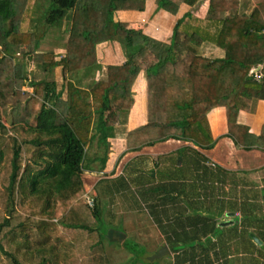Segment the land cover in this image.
Segmentation results:
<instances>
[{"label": "trees", "instance_id": "1", "mask_svg": "<svg viewBox=\"0 0 264 264\" xmlns=\"http://www.w3.org/2000/svg\"><path fill=\"white\" fill-rule=\"evenodd\" d=\"M197 1L180 0L179 6L155 1V15L159 11L177 15L167 42L161 43L149 32L150 23L140 31L121 26V14L143 13L145 0H0V263L111 264L104 249L106 235L80 219L75 203L81 200L89 209L81 199L85 147L96 144L102 149L101 171L108 141L134 103L132 86L140 72L146 85V124L127 134L126 149L171 138L209 150L213 139L207 113L217 107L223 108L228 136L244 143L241 138L247 129L237 124V115L253 100H264V8L248 15L240 6L251 0H209L205 16L198 18L191 12ZM123 20V24L137 22ZM50 27L59 29L60 35L68 33L61 55L37 53ZM103 46L112 48L108 60L100 58ZM213 49L219 56L203 55ZM16 65L24 70L36 66L45 76L31 81L25 73L14 76ZM101 65L103 74L90 80ZM53 71L60 81L48 79ZM257 74L262 75L259 80ZM23 83L29 91L21 90ZM2 110L9 111L14 136L2 138L7 133ZM246 200L202 207L187 199L185 211L198 212L202 207L204 215L167 225L175 229L179 222L191 229L172 241L174 264L212 263L209 248L195 252V242L218 228L210 212L241 214L239 226L233 221L234 238L238 228L255 227L242 221H248L247 213L260 212L252 211L256 206L249 207ZM242 203L245 207L239 206ZM155 207L148 206L150 211ZM156 221L163 229L162 219ZM65 228L79 235L77 243L87 246L82 259L72 257L70 244L61 238ZM124 245L132 257L137 255L136 262L149 264L142 251ZM186 246L190 250L178 249Z\"/></svg>", "mask_w": 264, "mask_h": 264}, {"label": "crops", "instance_id": "2", "mask_svg": "<svg viewBox=\"0 0 264 264\" xmlns=\"http://www.w3.org/2000/svg\"><path fill=\"white\" fill-rule=\"evenodd\" d=\"M155 1L145 0L143 13L130 16L121 14V20L123 23V19L136 20L129 26L139 30L144 29V24L147 27L150 23V27H160L167 31L174 25L177 15L162 11L155 15ZM169 1L180 5V0ZM208 1L198 0L191 12L196 17L203 18L208 9ZM245 9L249 7L246 5ZM161 22L165 23L164 27H161ZM151 31L149 29L150 33ZM168 34L169 32L162 39L167 40ZM41 42L37 53L42 52ZM64 50L65 48L62 53ZM53 53L60 54L58 48ZM99 53L102 60H108L113 55L112 48L106 46L100 47ZM203 55L214 58L219 56V51L213 49ZM104 68L105 65H101L95 71L97 75H102ZM94 79L96 81L97 77ZM132 93L134 103L124 124L116 128L114 138L108 141L109 152L101 171L98 169V161L103 156L102 149L96 144L85 147L87 159L82 171L83 190L84 194L87 193L94 199L93 209L95 208L96 214L92 217V229L100 228L106 234L107 245H115L125 251L124 242L134 245V248L142 247L139 251L143 252L145 259L152 252L157 254L160 250L164 253L168 251L157 259L160 264H174L176 254L172 252L175 250L172 249V241L191 230L188 226H179V222L175 229L173 226L167 229V225L175 224V219L182 221L183 218L203 216L202 207L215 205V201L222 200L226 203L233 199H248L247 203H252L251 199H259L254 203L262 201L259 213L264 215V100H253L247 110L239 111L237 115V124L247 129L241 138L244 143L238 144L228 136L223 108L217 107L207 113L213 139V146L209 150L200 149L191 142L171 138L132 150L125 146L127 134L146 124V85L142 72L134 81ZM203 158L205 161H201ZM179 159L183 160L182 164L176 163ZM187 199L196 200V204L202 206L198 212L185 211L188 207ZM152 204L156 207L150 211L148 206ZM235 214L210 212V217L215 218L218 228L195 242V252H206L209 248L211 264H230L231 260L233 264H264V254L259 249L264 244V227L248 229L263 237L258 244L251 237L244 238L240 241L241 248L236 249L238 238H234L235 225L231 219L240 220L241 214ZM159 219H162L163 229L156 221ZM174 230L176 234L172 232ZM168 237L171 238L170 242ZM204 244L206 248L202 249ZM178 249L190 250L188 246ZM215 255L218 260L213 259ZM130 258L134 257L131 255ZM195 260H198V256Z\"/></svg>", "mask_w": 264, "mask_h": 264}, {"label": "rangeland", "instance_id": "3", "mask_svg": "<svg viewBox=\"0 0 264 264\" xmlns=\"http://www.w3.org/2000/svg\"><path fill=\"white\" fill-rule=\"evenodd\" d=\"M47 5H48V3H47ZM248 7H249V9H245L246 6H240V9L244 8L245 13L249 15L255 9H261L262 10L264 8V1L263 0H251L247 3V8ZM164 24H165L164 22H161V27H164L165 26ZM121 26L124 29H132L135 31H140L139 29H136L134 26H132L133 28H131V26H129V24H123L122 22H121ZM39 29H40V25H39ZM170 29H171V27H169L166 31V29H161L160 27H157V28L155 27V28H153V31H151V35L156 37L159 42L166 43L168 38H167V40H164V39H162V37H164V35L167 34L170 31ZM67 36H68L67 32L64 33L63 35H60L59 29H57L55 27H50L49 29H47L45 36H44V39L41 40L42 42H41L40 48H41L42 52L43 53L54 52V49L58 48L60 54H55V53L54 54L55 55H61L63 48L66 47V43H67L66 37ZM18 60L21 61L22 59L19 58ZM19 61L15 60L14 62L19 63ZM25 62H26V60L23 61V64ZM28 68L30 70H26V69L24 70L23 66H20V68L18 66L14 67L13 68L14 76H19L21 74L25 76V74H26V79L28 81H31L34 79L40 80V79L44 78V76H45L44 73L41 70H39L38 67L34 66L31 68L29 66ZM255 70H258V69H255ZM96 77H97V79H99L100 75H97V73L93 71V73L90 76V80L95 81L94 78H96ZM48 79L54 80L56 82L60 81L58 72L55 73L53 71L51 74L48 75ZM22 87L23 88H21V90L29 91V88L26 86L25 83H23ZM135 98H137V96ZM1 123L7 129L6 135H2V138L14 136V131L12 129V126L10 125V116H9L8 110H4L1 113ZM83 194H84V190H83ZM81 199H83V198L81 197ZM254 202L255 201H253L252 203H249L250 204L249 207L252 205L256 206V207L252 208L251 210L252 211L254 209L256 211L261 210L262 205L260 203H262V201L258 202V203H254ZM75 204H77L75 212L78 214V216H81L80 219L83 220L87 224H90V223L92 224V221H93L92 220V214H91L92 211L89 209H86V207L83 205L81 200L77 199ZM239 206L245 207V203H242ZM245 217L248 218V221L245 218H243L242 221L246 225H248L249 222H253L255 224V227H259V226H260V228H262V226L264 227V215H262V214L260 215V213H258V214L247 213V216H245ZM231 220L235 221L237 223L236 225L239 226V222H240L239 220H237V219H231ZM92 228H93V225H92ZM63 230H66V231L64 232ZM63 230L60 231L61 238H64L66 240V243L70 244L69 245V252L72 255V257H80L82 259L84 256H86L88 249H87V246L85 245V243H83V242L77 243L74 240V239H76V235H77L75 232H70V231L67 232V228H65ZM221 231L222 230L219 231V234ZM102 233L104 234L103 231H102ZM254 234H256V233H254ZM82 235H84V234H82ZM82 235H80V236H82ZM104 235H106V234H104ZM77 236H79V235H77ZM83 237H85V236H83ZM250 237L252 238L253 242H255L257 244L259 243V240L256 239V237L252 234V232L248 231V227H245L242 230H239L238 235H237V238H238L237 242L238 243H236V249L241 248V244H240L241 239H244V238L251 239ZM149 238H151V237H149ZM154 238H155V240H157L156 237H154ZM260 239H263V237L260 236ZM257 246L259 247V245H257ZM141 248L142 247H138V246L136 247V249L138 251ZM104 249H105L106 254L108 255V258H109L111 264H133L134 261H135L134 264H137V262H136L137 255H135V258L131 259L130 258L131 255L127 251H125L124 249L116 247L115 245H109V244L107 245L105 241H104ZM259 249H260L261 253L264 254V244ZM155 254L156 253L152 252V254L146 258L147 261L145 260V262L146 263L149 262V264H160L159 259L154 257ZM251 263H253V261H251ZM0 264H5V263L3 261ZM141 264H143V263H141ZM230 264H233L232 260L230 261Z\"/></svg>", "mask_w": 264, "mask_h": 264}, {"label": "built area", "instance_id": "4", "mask_svg": "<svg viewBox=\"0 0 264 264\" xmlns=\"http://www.w3.org/2000/svg\"><path fill=\"white\" fill-rule=\"evenodd\" d=\"M258 70L260 69L259 67L257 68ZM258 70H254V72L257 73ZM262 77V75L260 74H257V76L255 77L256 80H259L260 78ZM83 199L86 203V205L89 207V208H93L94 207V199L92 196L88 195L87 193L83 194ZM236 216H239V213H236L235 214Z\"/></svg>", "mask_w": 264, "mask_h": 264}, {"label": "water", "instance_id": "5", "mask_svg": "<svg viewBox=\"0 0 264 264\" xmlns=\"http://www.w3.org/2000/svg\"><path fill=\"white\" fill-rule=\"evenodd\" d=\"M164 249H166V248H164ZM165 253H168V251H166ZM164 251H162V250H160L157 254H155V258H160V257H162L164 254Z\"/></svg>", "mask_w": 264, "mask_h": 264}, {"label": "clouds", "instance_id": "6", "mask_svg": "<svg viewBox=\"0 0 264 264\" xmlns=\"http://www.w3.org/2000/svg\"><path fill=\"white\" fill-rule=\"evenodd\" d=\"M257 69V68H256Z\"/></svg>", "mask_w": 264, "mask_h": 264}]
</instances>
